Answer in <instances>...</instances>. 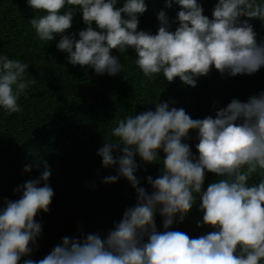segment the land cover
<instances>
[{"label":"clouds","instance_id":"obj_1","mask_svg":"<svg viewBox=\"0 0 264 264\" xmlns=\"http://www.w3.org/2000/svg\"><path fill=\"white\" fill-rule=\"evenodd\" d=\"M26 2L40 13L30 19L36 36L45 42L59 36L56 48L68 62L97 75H119L123 65L113 50L126 54L129 49L145 77L155 80L162 74L169 83L178 78L191 87L212 69L234 77L264 67V40L257 41L249 22L264 23V0H217L211 18L198 0H165L166 7L175 3L180 10L174 19L158 12L155 34L138 30L145 0ZM77 11L85 28L65 34ZM173 24H178L174 30ZM28 68L29 63L0 54V109L6 114L22 111L20 97L38 83ZM170 103L119 119L97 151L102 167L117 170L102 182L124 178L136 193L135 204L120 221L104 237L65 236L43 259H24L23 264H264V91L246 102L232 99L214 118L193 119ZM190 131L196 133L198 156L186 142ZM137 156L144 164L161 166L157 178H146L150 192L139 186ZM36 166L43 168L40 176L15 188L19 198L5 199L0 207V264H20L37 247L42 224L35 217L49 212L54 191L47 161ZM31 171L32 165L23 168ZM206 172L219 179L205 188ZM253 176L259 179L250 182ZM197 200L203 213L197 227L213 231L197 238L168 231ZM157 213L165 231L156 230Z\"/></svg>","mask_w":264,"mask_h":264},{"label":"trees","instance_id":"obj_2","mask_svg":"<svg viewBox=\"0 0 264 264\" xmlns=\"http://www.w3.org/2000/svg\"><path fill=\"white\" fill-rule=\"evenodd\" d=\"M203 14L211 18L217 0H198ZM146 11L138 17V30L155 34L159 27L157 13L163 10L174 19L180 7L175 3L166 7L165 0H145ZM122 6V5H118ZM36 13L26 0H0V54L10 59L29 63V75L38 81L30 86L18 103L22 111L6 114L0 109V207L5 199L17 200L20 193L14 189L40 176L43 168L36 165L46 160L51 172L48 180L54 191L48 213H39L36 220L42 224L37 247L24 259L38 261L48 255L63 237L83 233H99L104 237L119 222L126 208L136 202L135 190L126 179L105 184L103 179L116 175V167L104 168L97 151L110 138L116 122L129 115L155 110V103L178 105L193 119L215 117L216 111L226 107L232 99L246 102L249 96L264 91V67L252 75L221 76L215 69L197 79L195 87L182 84L179 79L169 83L161 74L152 80L145 77L135 64L131 49L120 55L123 71L116 76L97 75L93 69L73 66L67 54L56 48L57 36L51 42L41 41L31 27L30 19ZM257 33V41L264 40V23L249 21ZM178 24H173L172 30ZM85 28L80 12L73 16L72 27L65 34H78ZM78 38V37H77ZM189 143L197 155L196 133L190 131ZM163 158V153H160ZM139 165L136 175L140 187L151 191L146 178H157L159 164ZM25 165L32 171L25 173ZM216 174L206 172L205 183L216 182ZM253 176L250 182H256ZM199 200L178 222L174 218L168 231H181L190 238L206 235L213 229L197 224L202 221ZM163 217L155 216L156 230L165 231Z\"/></svg>","mask_w":264,"mask_h":264},{"label":"water","instance_id":"obj_3","mask_svg":"<svg viewBox=\"0 0 264 264\" xmlns=\"http://www.w3.org/2000/svg\"><path fill=\"white\" fill-rule=\"evenodd\" d=\"M175 107H176V108H179V107H178V105H177V106H175Z\"/></svg>","mask_w":264,"mask_h":264}]
</instances>
